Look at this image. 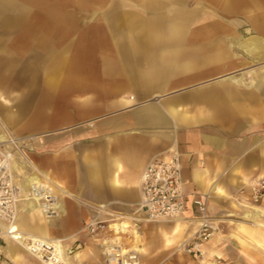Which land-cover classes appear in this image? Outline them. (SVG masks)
I'll return each instance as SVG.
<instances>
[{
	"label": "crops",
	"instance_id": "crops-1",
	"mask_svg": "<svg viewBox=\"0 0 264 264\" xmlns=\"http://www.w3.org/2000/svg\"><path fill=\"white\" fill-rule=\"evenodd\" d=\"M53 1L0 0V83L27 84L35 123L29 153L15 158L23 197L14 230L58 239L70 264H88L83 249L69 256L62 241L80 239L100 208L132 214L145 165L177 153L185 206L156 228L161 244L184 250L201 222L196 198L207 196L206 217L218 221L264 176V0H91V17L77 11L71 23L67 10L37 6ZM38 194L55 196V215L43 213ZM152 223L132 225L131 237ZM4 240L11 264H34ZM131 240L129 264H141L144 249ZM156 250V264L193 262L189 253L172 259L176 248Z\"/></svg>",
	"mask_w": 264,
	"mask_h": 264
},
{
	"label": "built area",
	"instance_id": "built-area-1",
	"mask_svg": "<svg viewBox=\"0 0 264 264\" xmlns=\"http://www.w3.org/2000/svg\"><path fill=\"white\" fill-rule=\"evenodd\" d=\"M17 144L18 140L8 133L4 140H0V222L5 224L15 221L16 205L23 197L20 187L6 169L9 154H14V148L18 149ZM248 187L250 189L248 202L251 205L258 204L264 197V176L251 180ZM139 188L140 199L132 214H115L100 208L79 231L99 247L102 264H129L125 239L130 236L132 225L138 227L139 223L171 220L182 213L186 193L179 155L172 153L167 157L151 159L140 174ZM37 196H40L43 213L47 216L55 215L54 206L57 202L55 196L51 194ZM206 199L207 196L204 195L193 201L201 222L184 244L185 250L195 257L203 256L204 245L217 230V226L206 217ZM123 221L128 225L123 227ZM4 242V236L0 233V264L4 257L1 250ZM38 244L42 245L36 248L38 256H32L41 264H65L62 256L54 250L53 243ZM76 246L80 244L77 243ZM72 250V246L69 249L65 248V253L71 254Z\"/></svg>",
	"mask_w": 264,
	"mask_h": 264
},
{
	"label": "rangeland",
	"instance_id": "rangeland-1",
	"mask_svg": "<svg viewBox=\"0 0 264 264\" xmlns=\"http://www.w3.org/2000/svg\"><path fill=\"white\" fill-rule=\"evenodd\" d=\"M104 1L105 0H101V5H104ZM186 1L191 5H195V3L198 4V6H204L205 3H207V5H210V0ZM41 5H47L49 10L53 12V15L57 14L56 12H59L60 10H67V18L71 23V21L75 22L77 20V11L81 12V15L83 13L85 17H91L93 3L91 0H63V3H60L59 0H56L52 3H37L38 7ZM105 5L108 4L105 3ZM61 6L63 7V9H61ZM227 15V22H229V24H231L232 22H235L236 24L241 22L239 25V31H244L246 33L251 32L246 31V28H248V26L244 22L242 23V16H238V20L235 14ZM230 26L231 25H229V27ZM232 31H234V33L236 32L235 29ZM6 78L7 77H5L4 79ZM16 85H19L20 88ZM29 118L30 116L29 100L27 97V84H13L9 81L1 82L0 124L2 123L4 133H8L9 136L18 140V149L26 154L29 153L30 144H32L31 142L33 140L32 136L34 132L31 128L35 125V123H33V126L30 124ZM13 152L14 154H16L17 150L14 148ZM26 172L27 168L23 166L22 172L19 175H16V178H23ZM233 201L235 203L232 205L233 210L226 216L219 218L220 220H214L213 223L217 226V230L211 237V239H209L208 242H206V244L204 245L203 256H194L193 262L181 259L179 263L176 264H264V227L254 226L249 221H245L242 218L249 217V214L246 211L243 213L244 209H251V207L245 206L251 205L248 200L233 199ZM261 202L262 199L256 205L261 207V209H264V205H262ZM162 222L163 221L153 222L151 225H147L144 228V236L138 238V240H135L133 237H131L132 235H130L132 244L136 246L141 245V247H143L144 249V253L141 257V264H156L158 262V254L156 249L159 244L160 247L169 249L171 248V250H174L176 248V252L174 253V255H172V259L176 255H180V257H182L188 254L186 250H177L179 245L172 243V241L168 242L167 240H165V242H162V244L158 241L159 231L157 230L156 225ZM214 236H216V239H213ZM189 237H187L185 240H187ZM4 243H2V245H4ZM62 243L68 249L71 248V246L73 247V252L68 255H72L83 249V254L81 257H86L84 263L102 264L96 254V248H98V246H96L95 243L92 242L91 239H89L86 235L82 234V236H80V239H77L75 243L71 239L64 240L62 241ZM77 243L80 244V246H76ZM57 252L59 255L63 254L62 251ZM215 252L216 255H220V258H216L213 256ZM27 259L34 264H41L40 261L32 255H28ZM2 260H6L8 263H10L5 257H3Z\"/></svg>",
	"mask_w": 264,
	"mask_h": 264
},
{
	"label": "bare ground",
	"instance_id": "bare-ground-1",
	"mask_svg": "<svg viewBox=\"0 0 264 264\" xmlns=\"http://www.w3.org/2000/svg\"><path fill=\"white\" fill-rule=\"evenodd\" d=\"M5 137H6V133H4V131L1 132L0 133V140H4ZM21 152L22 151L20 149H17V153L16 154H9L8 165H7V168H6V169H8V172L11 174L13 180L16 182L17 186H19V187H20V185L17 183V181L15 179V176H14V168L17 167V166L19 168L21 167V164L18 165V162H17L18 160L16 161V159H15V158H18L16 156L17 155H20ZM21 156H22V154H21ZM23 158H25V157H23ZM20 190H21V195H22L23 191H22L21 187H20ZM245 206L246 207H249L248 205H245ZM250 206H252V205H250ZM17 212H18V202H17V205H16L15 221L12 222V223H9V224H5V223H1L0 222V233L3 236L11 239L16 244H18L19 246H21L24 249V251L27 252L29 255L38 256L37 255V249L36 248H39L40 246H42V245H39L38 242H43L45 244L46 243L47 244L48 243H50V244L53 243L54 250L56 252L58 250H61L60 241L58 239H45L44 240V239H40L37 236H34L33 234H31V235L24 234V233L23 234H20L17 230H14V224L16 222ZM246 212L249 214V217H242L245 221H249L254 226L264 227V209H261V208L257 207V205H254L253 207H251V209L246 210ZM198 221H199V219H198ZM12 238H14V239H12ZM184 244H185V242L182 244V247L185 250ZM57 254H58V252H57ZM59 256H62V255H59ZM62 258H63L65 264H70L69 261H68V259L66 257H63L62 256Z\"/></svg>",
	"mask_w": 264,
	"mask_h": 264
}]
</instances>
